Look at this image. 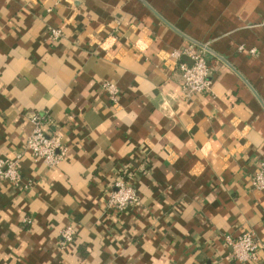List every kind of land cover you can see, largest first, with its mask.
Instances as JSON below:
<instances>
[{
  "label": "crops",
  "instance_id": "1",
  "mask_svg": "<svg viewBox=\"0 0 264 264\" xmlns=\"http://www.w3.org/2000/svg\"><path fill=\"white\" fill-rule=\"evenodd\" d=\"M192 45L213 87L188 100L172 53ZM35 113L69 149L56 167L26 149ZM18 154L31 185L0 182V264H240L225 236L264 242V0H0V158Z\"/></svg>",
  "mask_w": 264,
  "mask_h": 264
},
{
  "label": "built area",
  "instance_id": "2",
  "mask_svg": "<svg viewBox=\"0 0 264 264\" xmlns=\"http://www.w3.org/2000/svg\"><path fill=\"white\" fill-rule=\"evenodd\" d=\"M62 36L60 29H51L50 38L54 41ZM240 50H244L241 47ZM255 55L256 51H250ZM172 56L180 61L186 57L189 62H180L179 69L182 74V92L185 99H192L197 95H205L211 92L213 80L211 68L208 63V51L205 46H188L176 50ZM104 90L110 95L112 101H118L119 89L109 82L103 84ZM47 114L35 113L31 116L34 130L28 137L26 149L34 159L41 161L48 167H56L63 161L68 154V147L62 142L60 135H50L45 127L50 122ZM23 156L18 154L15 159L0 158V182H8L14 187L28 188L31 182H24L20 173V163ZM253 186L257 190H264V163L260 171L253 179ZM137 191L133 186L131 174L119 171L114 181L113 190L109 193L108 207L117 212H125L137 201ZM77 235V227L74 225L66 226L61 232V244L67 245L74 242ZM225 246L230 250L231 257L240 264L256 263L260 261L261 254L264 252V242H261L254 232H245L234 237L225 236Z\"/></svg>",
  "mask_w": 264,
  "mask_h": 264
}]
</instances>
